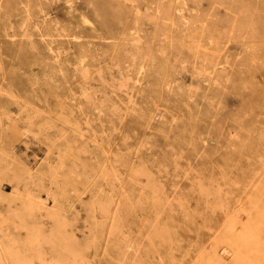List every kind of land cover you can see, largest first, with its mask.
I'll list each match as a JSON object with an SVG mask.
<instances>
[{
    "label": "rangeland",
    "instance_id": "rangeland-1",
    "mask_svg": "<svg viewBox=\"0 0 264 264\" xmlns=\"http://www.w3.org/2000/svg\"><path fill=\"white\" fill-rule=\"evenodd\" d=\"M31 236L264 264V0H0V247Z\"/></svg>",
    "mask_w": 264,
    "mask_h": 264
},
{
    "label": "bare ground",
    "instance_id": "bare-ground-1",
    "mask_svg": "<svg viewBox=\"0 0 264 264\" xmlns=\"http://www.w3.org/2000/svg\"><path fill=\"white\" fill-rule=\"evenodd\" d=\"M243 240H242V242H243ZM62 248L63 249H60L61 251H58L56 254H53L50 256L49 255L48 256L43 255L38 251L39 248L37 247V240H35V238L33 236H31L29 239L22 241V243L16 247H10V248H7L6 250H4V249L2 250L0 247V264H1V261H4V260L9 262V264H34L33 258H37L41 264H77V260H76L75 256L73 255V250L69 249L66 251V248L64 246ZM31 251L33 252V258L29 257ZM234 254H235V251H234Z\"/></svg>",
    "mask_w": 264,
    "mask_h": 264
}]
</instances>
